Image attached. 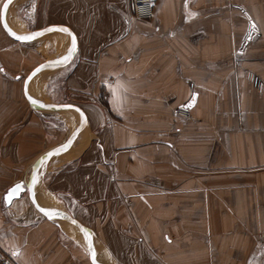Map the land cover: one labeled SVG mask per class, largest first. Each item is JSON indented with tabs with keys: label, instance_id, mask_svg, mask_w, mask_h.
I'll return each mask as SVG.
<instances>
[{
	"label": "crops",
	"instance_id": "crops-1",
	"mask_svg": "<svg viewBox=\"0 0 264 264\" xmlns=\"http://www.w3.org/2000/svg\"><path fill=\"white\" fill-rule=\"evenodd\" d=\"M13 1L16 31L61 24L76 39L69 62L29 79L28 96L85 115L39 169L36 203L88 229L104 264H264V0H157L146 20L132 0H22L20 19ZM28 11L41 26L23 29ZM55 33L33 45L0 24V255L14 264H91L82 234L27 192L4 201L79 121L23 93L35 66L64 55L45 38Z\"/></svg>",
	"mask_w": 264,
	"mask_h": 264
},
{
	"label": "water",
	"instance_id": "water-1",
	"mask_svg": "<svg viewBox=\"0 0 264 264\" xmlns=\"http://www.w3.org/2000/svg\"><path fill=\"white\" fill-rule=\"evenodd\" d=\"M8 4L9 3L7 2V0H4L1 4L0 24L3 28V30L14 40H17L19 42H31V41H34V40L42 37L43 35L51 32V31H62L68 35V37L70 39L69 51L64 55L58 56L56 58L45 60V61L39 63L37 66H35L24 79L23 93H24L25 98L28 100L31 107L38 109V110H46V111L73 109V110H76L78 112L79 121H78L76 127L74 128L73 132L67 137V139L64 142H62L58 146L50 148L49 150L45 151L40 156H38V158L36 159V161L32 167V170H31V173L29 175L27 182L26 183L18 182L15 185H13V187L11 189H13L14 186H16L18 184L22 185V188L20 190H18V192H16V193H11L10 192L11 189H9L7 191V193L4 196L5 204L9 205L12 200L19 198L22 193L27 192L29 200L33 204L34 208L42 216H44L45 218H48V219H55V220H60V221L69 223V224H71V225H73L79 229V231L81 232V234L83 236L84 246H85L87 253L89 255V261L91 264H104V263L96 260L94 255H93V235L88 229L83 227L77 220H75L74 218H72L70 215H68L67 213H65L62 210L48 209V208L46 209V208L41 207L39 204L36 203V201L33 197L34 178L36 177L39 169L41 168V166L45 162L48 161V159L50 157L68 149L73 144V142L75 141V139L77 138L79 133L85 127V115H84L83 110L78 105L73 104V103L43 104V103H40L37 101H33L27 94V83H28L29 79L31 77H33L38 71H40L42 69L63 66L67 62H69L73 58V56L76 52L75 35L70 30V28H68L65 25H61V24L47 25L43 28H40V29L32 31V32H28V33H17L11 29V27L7 24L6 19H5V12H6V8H7ZM13 33L15 35H13ZM17 37H32V38H30V39H18Z\"/></svg>",
	"mask_w": 264,
	"mask_h": 264
},
{
	"label": "built area",
	"instance_id": "built-area-1",
	"mask_svg": "<svg viewBox=\"0 0 264 264\" xmlns=\"http://www.w3.org/2000/svg\"><path fill=\"white\" fill-rule=\"evenodd\" d=\"M157 0H132L133 15L138 19H150L153 16ZM175 113L182 118H189L190 111L185 106H179ZM0 264H14L10 255H0Z\"/></svg>",
	"mask_w": 264,
	"mask_h": 264
},
{
	"label": "bare ground",
	"instance_id": "bare-ground-1",
	"mask_svg": "<svg viewBox=\"0 0 264 264\" xmlns=\"http://www.w3.org/2000/svg\"><path fill=\"white\" fill-rule=\"evenodd\" d=\"M7 23L9 24V26L13 29V31H15V32H17V33H21V32H19L18 30L16 31L14 28H13V26H12V24H11V22H10V18H8L7 17ZM66 36V38L68 39V40H66L65 38H63V36ZM53 36V37H52ZM48 37H52V42L53 43H56V41H57V44L59 45V46H61L62 47V49H63V53L64 54H66L68 51H69V49H70V45H69V37L66 35V34H63V33H55V34H52V35H48L47 37H45V38H48ZM65 51H66V53H65ZM34 82V81H33ZM34 84H35V82L33 83V84H31L33 87H34ZM38 86H39V84L38 85H35V87H34V92L36 93V90H37V88H38ZM30 88H31V86H30ZM32 92H33V90H31ZM35 95V94H34ZM63 115L64 116H66V118L67 117H74V118H77V119H79V114H78V112L76 111V110H73V109H66V110H64L63 112ZM71 120V119H70ZM83 146V145H82ZM81 146V147H82ZM84 147V146H83ZM79 148V147H78ZM80 149V148H79ZM76 152V151H75ZM39 193V192H38ZM45 194V193H44ZM44 194H38L37 195V200H38V202H46V199H45V197H44ZM47 203V202H46ZM45 204V203H44ZM45 205H47V204H45ZM68 226H67V229L73 234V235H75L77 238H80L81 237V235H80V231H79V229H77L75 226L73 227V226H71V225H69V224H67ZM66 226V225H65ZM80 241V240H79ZM99 258H100V256H99Z\"/></svg>",
	"mask_w": 264,
	"mask_h": 264
},
{
	"label": "rangeland",
	"instance_id": "rangeland-1",
	"mask_svg": "<svg viewBox=\"0 0 264 264\" xmlns=\"http://www.w3.org/2000/svg\"><path fill=\"white\" fill-rule=\"evenodd\" d=\"M21 1L22 0H15V1H13L12 3L14 4V5H12V11H13V13L17 16V18L18 19H20V7H21V5H20V3H21ZM27 21L26 22H23V24H22V26H23V29H30V28H32V27H36V26H38V25H42L41 23H37V21L39 20V18H38V20L36 21V17H34V15H33V13L31 12L30 13V11H28V14L24 17ZM27 23V24H26ZM45 36V35H44ZM44 36L43 37H40V40L42 39V38H44ZM48 41H49V43L51 44V41H50V38L48 37V38H46ZM37 40H39V38L38 39H36V40H34V41H31L30 42V44H35L36 42H37ZM70 40V39H69ZM47 41V42H48ZM54 44V48L56 49V47H57V45H56V43H53ZM61 47V46H60ZM62 48V47H61ZM61 53H63V49H61ZM59 53V52H58ZM56 57H58V56H54L53 58H56ZM52 59V58H51ZM46 70V69H45ZM48 70V69H47ZM66 119V118H65ZM67 119H71V122L73 121V123L75 124V122L78 120L77 118H74V117H67ZM73 123H70V122H68V124L70 125L71 124V126H73L74 124ZM74 130V129H73ZM73 130H72V132H73Z\"/></svg>",
	"mask_w": 264,
	"mask_h": 264
},
{
	"label": "snow or ice",
	"instance_id": "snow-or-ice-1",
	"mask_svg": "<svg viewBox=\"0 0 264 264\" xmlns=\"http://www.w3.org/2000/svg\"><path fill=\"white\" fill-rule=\"evenodd\" d=\"M7 2L10 3L11 0H7ZM13 35H15V34L13 33ZM17 38H18V39H30V38H32V37H17ZM34 179H35V178H34ZM21 188H22V185L18 184V185H16V186H14V188L11 189L10 192H11V193H16V192H18V190H20Z\"/></svg>",
	"mask_w": 264,
	"mask_h": 264
}]
</instances>
